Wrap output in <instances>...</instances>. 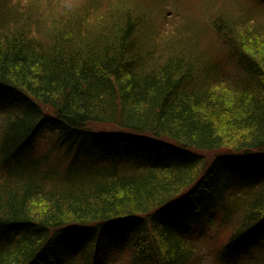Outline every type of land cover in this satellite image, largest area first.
<instances>
[{"label":"trees","instance_id":"trees-1","mask_svg":"<svg viewBox=\"0 0 264 264\" xmlns=\"http://www.w3.org/2000/svg\"><path fill=\"white\" fill-rule=\"evenodd\" d=\"M61 1L0 0V264H264V0Z\"/></svg>","mask_w":264,"mask_h":264},{"label":"rangeland","instance_id":"rangeland-1","mask_svg":"<svg viewBox=\"0 0 264 264\" xmlns=\"http://www.w3.org/2000/svg\"><path fill=\"white\" fill-rule=\"evenodd\" d=\"M80 1L85 2V0H62L61 7L65 9L66 13H70L69 11L74 10L77 4L80 3ZM86 2L85 4L91 5V3H86ZM174 2L175 3H172L171 5L170 3L167 4L169 8L166 11L161 12L163 19L165 17L167 18L171 17L173 14L172 11L174 12L179 11V13L183 16V19L186 20L188 16L196 14L197 8L203 5V3L207 2V0H174ZM155 13H158V12L155 11ZM105 16H108V14H106ZM205 249H206L205 260L207 264H214L213 255L211 252H209L210 246L207 245Z\"/></svg>","mask_w":264,"mask_h":264},{"label":"snow or ice","instance_id":"snow-or-ice-1","mask_svg":"<svg viewBox=\"0 0 264 264\" xmlns=\"http://www.w3.org/2000/svg\"><path fill=\"white\" fill-rule=\"evenodd\" d=\"M3 103V101H2V99H0V104H2Z\"/></svg>","mask_w":264,"mask_h":264}]
</instances>
